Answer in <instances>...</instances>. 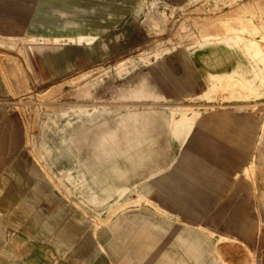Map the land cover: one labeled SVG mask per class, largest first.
Wrapping results in <instances>:
<instances>
[{"label": "rangeland", "instance_id": "rangeland-1", "mask_svg": "<svg viewBox=\"0 0 264 264\" xmlns=\"http://www.w3.org/2000/svg\"><path fill=\"white\" fill-rule=\"evenodd\" d=\"M2 12L14 20L3 19ZM250 41L255 45L248 51ZM258 50L263 56L255 59ZM181 70L195 73L192 86L198 89L189 93L200 95L159 99L160 84L170 92L171 80L191 83L172 78ZM226 70L232 78L207 84L210 73ZM140 88L143 98L137 97ZM263 93L264 0L7 1L0 6V189L11 165L24 159L52 183L59 202L103 239L129 218L173 220L194 229L183 233L192 240L183 254L198 264H264V169L252 163L236 171L222 199L198 208L195 224L163 209L155 167L160 158L181 159L190 143L182 149L171 134L176 106L198 115V127L225 129L231 114L241 116L251 157L256 153L258 159ZM164 128L172 142L160 146ZM143 129L151 134L150 145L141 142ZM119 147L134 155L133 162L120 161L123 173L114 172L108 159ZM63 227L53 233L62 255L80 247L78 236ZM26 240L16 257L27 259L4 264H29L33 240ZM38 244L35 258L55 264L58 255Z\"/></svg>", "mask_w": 264, "mask_h": 264}, {"label": "crops", "instance_id": "crops-1", "mask_svg": "<svg viewBox=\"0 0 264 264\" xmlns=\"http://www.w3.org/2000/svg\"><path fill=\"white\" fill-rule=\"evenodd\" d=\"M183 72L181 70L179 77L174 74L172 78H190L191 83L184 86L171 80L174 90L170 92L166 85L160 84L157 90L159 99H182L191 89H198V86H192L196 84L195 73L191 70ZM228 119L230 122L225 129L209 127L208 123L198 127L195 123L183 146L173 137L182 149L190 143L181 159L160 158L155 166L159 175L156 181L158 195L166 212H176L179 218L196 224L194 217L198 216V208L209 209L216 200L222 199V189L236 171L246 169L252 163L264 169V133L260 136L262 140L259 138L258 159L256 153L252 159L245 122L241 116L233 114ZM141 135L143 146L150 145L151 134L148 129H143ZM158 136L160 146L166 145L167 141L172 142L167 138L166 128ZM134 150L144 152L149 151V148ZM169 169L173 170L169 172ZM2 184L0 264L8 262V259H27L25 256L16 257L17 251L22 249L21 244L28 242L26 237L33 240L29 242V264H41L34 254L38 253L39 240L48 252L58 255L55 264H198V259H190L188 254H183V247H189L190 250L192 245L191 238L183 233L192 234L194 229L181 227L182 223L179 226L172 222L139 221V217H133L124 220L119 227H113L111 235L103 239L97 235L99 230L93 233L76 213H72L65 203L59 202L54 194V186L42 175L37 165L24 159L15 161L6 172ZM61 223L65 232L78 234L80 245L64 255L59 252L53 235ZM88 236L93 238L94 248L86 245ZM102 245L107 248L106 253L101 249ZM260 246L264 247V244ZM104 254L108 259L104 258Z\"/></svg>", "mask_w": 264, "mask_h": 264}, {"label": "bare ground", "instance_id": "bare-ground-1", "mask_svg": "<svg viewBox=\"0 0 264 264\" xmlns=\"http://www.w3.org/2000/svg\"><path fill=\"white\" fill-rule=\"evenodd\" d=\"M7 1H14V0H0V6H1V4L2 3H5V2H7ZM24 1H29V0H24ZM34 1V0H33ZM41 1V0H40ZM54 1V3L56 4V5H59V2L61 1V0H53ZM117 1V0H116ZM45 2V1H44ZM126 2V1H125ZM24 3V2H23ZM39 3V2H38ZM48 3V2H47ZM42 5V4H41ZM110 5V4H109ZM116 5V4H115ZM45 6V5H44ZM111 6V5H110ZM113 6V5H112ZM14 7V6H13ZM27 7H30V6H27ZM33 7V6H32ZM114 8V7H113ZM116 8V7H115ZM34 9V8H33ZM56 9H58V8H56ZM117 9V8H116ZM122 9V8H121ZM32 10V9H31ZM53 10V9H52ZM55 10V9H54ZM98 10V9H97ZM96 10V11H97ZM28 11V10H27ZM47 11V10H46ZM56 11V10H55ZM41 12V11H40ZM68 12V11H67ZM73 12V11H72ZM93 12H95V11H93ZM122 12V11H121ZM70 13V12H69ZM39 14H41V13H39ZM54 14V13H53ZM63 14H65V12H63ZM73 14V13H72ZM77 14V13H76ZM119 14V13H118ZM22 15V14H21ZM30 15V14H29ZM70 15V14H69ZM79 16V15H78ZM1 17H3V19H5V20H9V21H13L14 20V16L13 15H11V13H8V12H2V14H1ZM31 17V16H30ZM62 17V16H61ZM80 17V16H79ZM55 18V17H54ZM63 18V17H62ZM66 18V17H65ZM69 18V17H68ZM87 18V17H86ZM56 19V18H55ZM78 19V18H77ZM82 19V18H81ZM93 19V18H92ZM90 20V19H89ZM43 21V20H42ZM59 21V20H58ZM68 21V20H67ZM51 22V21H50ZM53 23V22H52ZM58 24V23H57ZM43 25V24H42ZM49 25H51V24H49ZM61 26H62V24H61ZM95 26V25H94ZM90 28V27H89ZM54 29V28H53ZM63 30V29H62ZM64 31V30H63ZM121 32V31H120ZM119 32V33H120ZM108 35V34H107ZM107 37V36H106ZM214 39V38H213ZM102 40V39H101ZM253 40V39H252ZM103 42V41H102ZM215 43V42H214ZM211 44V43H210ZM257 44V43H256ZM100 45V44H99ZM241 45V44H240ZM254 41H250L249 43H247L246 45H245V49L246 50H248V51H250L251 49H253L254 48ZM209 48V47H208ZM102 49H104V48H102ZM84 50H86V48L84 49ZM204 50V49H203ZM255 50V49H254ZM41 53H43V56H45L47 53H46V50H45V48H42L41 49ZM263 56V52L262 51H260V50H258L257 51V53H256V56H255V59H258V58H260V57H262ZM198 57V56H197ZM249 60V59H248ZM200 62V61H199ZM262 64V63H261ZM248 66H249V64H248ZM218 68V67H217ZM220 69V68H219ZM251 69V68H250ZM244 72V71H243ZM248 73V72H247ZM246 73V74H247ZM252 73V72H251ZM252 75V74H251ZM250 76V75H249ZM225 78H232V71L231 70H226V71H223V72H215V73H210L208 76H207V78H206V82H207V84H209L210 86H217V85H219V83L217 82V81H219V80H223V79H225ZM242 79V78H241ZM253 79H255V78H253ZM129 88V87H128ZM143 88V87H142ZM142 88H140V89H138V91H137V97H139V98H143L142 96L143 95H145V93H146V91H145V89H142ZM135 89V88H134ZM264 94V93H263ZM188 96H192V95H200V93L198 92V91H195V92H191V93H188L187 94ZM210 100V99H209ZM248 100V99H247ZM251 100V99H250ZM158 101V100H157ZM255 101V100H254ZM251 103V102H250ZM238 104V103H237ZM101 109V108H100ZM163 109V108H162ZM166 109V108H165ZM194 109V108H193ZM172 113H171V121H170V117H169V121L171 122V132H172V135H173V137L176 139V140H178V141H180L181 142V144H182V146L186 143V141H187V139L189 138V136L191 135V133H192V131H193V129H194V126H195V123H196V121H197V119H198V115H192V114H190L189 113V111H188V108L187 107H184V106H176V107H173L172 108ZM89 114V113H88ZM80 116V115H79ZM91 118V117H90ZM87 119H89L88 117H87ZM91 119H93V118H91ZM85 122V121H84ZM87 122V121H86ZM92 122V121H91ZM169 122V123H170ZM75 136V135H74ZM170 136V135H169ZM171 137V136H170ZM59 138H60V136H59ZM260 140H262V137L260 138ZM72 141V140H71ZM62 142H64V141H62ZM70 142V141H69ZM168 142V141H167ZM199 143H201V142H199ZM169 144V143H168ZM173 144V143H172ZM177 144V143H176ZM202 144V143H201ZM204 145V144H203ZM173 146H174V144H173ZM181 146V147H182ZM191 146V145H190ZM207 147V146H206ZM79 149H80V147H79ZM195 149H196V147H195ZM67 151V150H66ZM77 151V150H76ZM82 153V152H81ZM80 156V155H79ZM133 156L134 155H132L131 153H130V151L129 150H124L123 148H121V147H119L117 150H113V151H111L109 154H108V159L110 160V163H112L113 164V167H112V169L114 170V172H116V173H123V168H122V166H121V164H120V161H122V160H125V161H127V162H133ZM182 157V156H181ZM138 158L139 159H144V156L143 155H141V156H139L138 155ZM81 159V158H80ZM187 160V159H186ZM81 161V160H80ZM82 163V162H81ZM84 165V164H83ZM236 165V164H235ZM78 167V166H77ZM84 168V167H83ZM233 171V170H232ZM87 173V172H86ZM86 175V174H85ZM88 175V174H87ZM90 180V179H89ZM195 180V179H194ZM193 181V180H192ZM199 182V181H198ZM81 185V184H80ZM90 186H91V184H90ZM178 187V186H177ZM200 187V186H199ZM97 189V188H96ZM122 189V188H121ZM128 189V188H127ZM158 190V189H157ZM202 190H204L203 188H202ZM104 192V191H103ZM98 193V192H97ZM123 193V192H122ZM87 194V193H86ZM95 194V193H94ZM93 194V195H94ZM101 194V193H100ZM99 194V195H100ZM105 194V193H104ZM104 194H102L103 196H104ZM92 195V196H93ZM102 195H100V196H102ZM116 196V195H115ZM95 197V196H94ZM112 198H114V197H112ZM115 198H117V197H115ZM101 199V198H100ZM103 199V198H102ZM101 199V200H102ZM106 199V198H105ZM104 199V200H105ZM111 199V198H110ZM115 200V199H114ZM106 201V200H105ZM181 201V200H180ZM99 202H100V200H99ZM207 202V201H206ZM101 203V202H100ZM100 203H98V206L100 205ZM105 203V202H104ZM108 203V202H107ZM103 207V206H102ZM217 211V210H216ZM143 220H145V221H147V222H153V221H151V219L150 218H148L147 216H143V217H139V221H143ZM172 222H173V220H172ZM176 223V222H175ZM59 225H63V223H61V224H59ZM178 225V224H177ZM179 226H180V224H179ZM182 227V226H181ZM70 233H72L73 235H75V236H78V234L77 233H73V232H70ZM203 236V235H202ZM85 243H86V245H90V246H92L93 248L95 247V244H94V240H93V238L91 237V236H88L86 239H85ZM212 260V259H211Z\"/></svg>", "mask_w": 264, "mask_h": 264}]
</instances>
